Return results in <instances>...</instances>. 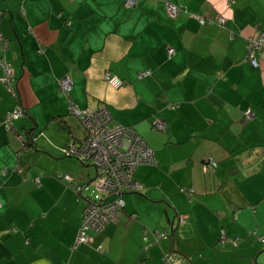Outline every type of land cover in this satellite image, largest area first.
<instances>
[{"label": "crops", "instance_id": "obj_1", "mask_svg": "<svg viewBox=\"0 0 264 264\" xmlns=\"http://www.w3.org/2000/svg\"><path fill=\"white\" fill-rule=\"evenodd\" d=\"M168 1L181 9L176 17ZM125 2H0V33L10 42L0 60L11 64L18 94L0 81V264H163L175 227L177 262L264 264V59L255 66L247 58L249 38L264 32V0ZM108 70L125 84L109 85ZM65 76L81 109L106 107L156 157L135 169L142 188L123 194L119 221L81 244L87 201L74 185L97 171L65 156V145L87 134L69 114ZM16 105L25 115L7 128ZM209 157L218 166L205 172Z\"/></svg>", "mask_w": 264, "mask_h": 264}, {"label": "built area", "instance_id": "obj_2", "mask_svg": "<svg viewBox=\"0 0 264 264\" xmlns=\"http://www.w3.org/2000/svg\"><path fill=\"white\" fill-rule=\"evenodd\" d=\"M136 4L137 0H126L125 2L126 7L129 8L135 7ZM166 7L173 17H176L181 11L178 6L170 1L166 3ZM197 17L201 23L206 22L204 17L200 15ZM218 19L225 22L222 16L218 17ZM9 44V40L0 33V49H8ZM168 53L172 55L174 49L169 47ZM247 58L255 66L259 65V58L264 59V32L258 31L256 36L249 38ZM0 66L3 70L0 81L7 86L10 93L18 95L17 83L11 64L1 59ZM148 73H141V75ZM104 79L114 88H119L125 84L122 78L110 70L105 72ZM60 86L62 92L69 99L68 111L80 118L85 125L87 133L86 137L81 141H70L69 145L64 148V151L67 155H76L86 162L95 165L97 174L89 185L97 188L101 195L104 194L106 197L114 195L110 201L106 202L97 203L89 201L84 210L76 240V244H81L90 241L91 232H101L108 224L119 221L121 210L125 207L122 193L141 188L140 183L133 177L135 169L144 163H156V160L153 149L138 135L135 129L114 121L112 114L106 107L81 109L71 99L73 83L69 76L61 79ZM24 114V108L16 105L5 116L4 123L7 128H12L14 121ZM252 116L253 111L248 108L245 111V119L249 120ZM157 126L159 129H164L165 122L160 121L157 123ZM212 165L217 166V163L213 161ZM64 177L68 182H72V178L69 175H65ZM89 185H86L87 187L84 189H87ZM75 188L77 193L84 190L80 186H75ZM262 240L264 242V236ZM100 247L102 246L100 245ZM167 256L165 264L171 262V255L167 254Z\"/></svg>", "mask_w": 264, "mask_h": 264}, {"label": "trees", "instance_id": "obj_3", "mask_svg": "<svg viewBox=\"0 0 264 264\" xmlns=\"http://www.w3.org/2000/svg\"><path fill=\"white\" fill-rule=\"evenodd\" d=\"M60 89H61V86H60ZM62 91V90H61ZM72 91V90H71ZM24 111H25V108H24ZM69 114H71L70 112H69ZM25 115V114H24ZM23 115V116H24ZM71 115H73V114H71ZM73 116H75V115H73ZM75 117H77V116H75ZM79 120H80V118L79 117H77ZM56 120H58V126H59V129L61 130V131H63V132H65V133H68L69 135H72V133H73V130H72V128H71V125L68 123V121L64 118V117H57L56 118ZM246 120V119H245ZM81 121V120H80ZM81 123H82V121H81ZM83 124V123H82ZM83 126H84V128H85V125L83 124ZM86 129V128H85ZM30 131H27L24 135H26L25 136V144L26 145H28V146H33V144L35 143L34 141V138L36 137V135L37 134H35L34 132H33V130L34 129H29ZM71 139H73L74 140V138L72 137V138H70V140ZM75 141V140H74ZM70 142V141H69ZM69 142L65 145V147L64 148H66L68 145H69ZM65 152V151H64ZM65 156L66 157H68V158H73V159H76V160H78L77 162L79 163V164H81V165H83V166H89V165H92L90 162H86L85 160H83V159H81L80 157H78V156H76V155H67V153H65ZM154 156H155V152H154ZM155 160H156V157H155ZM213 161H215L216 163H217V166H218V161L216 160V159H214V158H212V157H209V158H207V159H205L203 162H202V167H203V170L205 171V172H208V171H210L211 169H213V168H216L217 166H213L212 165V163H213ZM93 167H95V165H92ZM96 168V167H95ZM16 169H19V167H17ZM96 171H97V169H96ZM65 175H58V177L59 178H61L62 180H64L65 179V177H64ZM66 180V179H65ZM67 181V180H66ZM91 181H89V182H86V183H84V184H75V186H80V187H83V189L84 188H86L87 186L86 185H89V183H90ZM75 186H74V191L76 192V188H75ZM90 186V185H89ZM89 186H88V188L87 189H89ZM87 189H84L83 190V192L84 191H86V192H88L87 191ZM92 189L95 191V192H97L98 194H99V197H94V196H90V197H88L87 195H86V193L83 195V192H80V193H78V195H82L83 196V198L84 199H86V201H87V204H86V206L88 205V203H89V201H93V202H97V203H99V202H106V201H110L111 200V198L114 196V195H110L109 197H106V196H104V194L103 195H101V193H100V191L97 189V188H95L94 186H92ZM182 191H192V188H190V189H185V188H182L181 189ZM77 193V192H76ZM124 193H126V192H123L122 193V196H123V194ZM126 204V203H125ZM86 206L84 207V209H83V213H82V217H81V221H82V219H83V215H84V210H85V208H86ZM125 208V207H124ZM123 208V209H124ZM123 209L121 210V215H122V211H123ZM180 221H182L181 220V217H180ZM176 230H177V227H175V228H172V231H171V236H172V243H173V246H172V248H171V250L169 251V252H167V253H165L164 254V256H163V264H165V259H167L168 258V256H167V254H170L171 255V262L169 263V264H182V261L180 260L179 262H177L176 261V256H177V254H178V251H177V249H175L174 248V243H175V241H176V237H175V233H176ZM166 232H164V236L163 237H166ZM225 238H226V232L223 230L222 231V236H221V241L222 242H224L225 241ZM145 240H146V238H145ZM237 242V241H236ZM235 242V243H236ZM100 246V245H99Z\"/></svg>", "mask_w": 264, "mask_h": 264}, {"label": "rangeland", "instance_id": "obj_4", "mask_svg": "<svg viewBox=\"0 0 264 264\" xmlns=\"http://www.w3.org/2000/svg\"><path fill=\"white\" fill-rule=\"evenodd\" d=\"M76 119L79 121V122H81L77 117H76ZM76 160V159H75ZM76 161H78V160H76ZM80 165V164H79ZM143 165V164H142ZM81 166V165H80ZM86 168H88V167H86ZM90 168L91 169H93L94 170V167L91 165L90 166ZM94 179V178H93ZM92 179V180H93ZM141 189V188H140ZM140 189H137V190H129V191H139ZM91 191V193H92V195L94 196V197H99V194L97 193V192H95L93 189L92 190H90ZM129 191H127V192H129ZM82 222V221H81Z\"/></svg>", "mask_w": 264, "mask_h": 264}, {"label": "bare ground", "instance_id": "obj_5", "mask_svg": "<svg viewBox=\"0 0 264 264\" xmlns=\"http://www.w3.org/2000/svg\"><path fill=\"white\" fill-rule=\"evenodd\" d=\"M142 188V187H141Z\"/></svg>", "mask_w": 264, "mask_h": 264}]
</instances>
